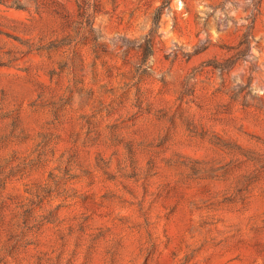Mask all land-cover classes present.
I'll use <instances>...</instances> for the list:
<instances>
[{"label":"rangeland","instance_id":"374dc122","mask_svg":"<svg viewBox=\"0 0 264 264\" xmlns=\"http://www.w3.org/2000/svg\"><path fill=\"white\" fill-rule=\"evenodd\" d=\"M0 264H264V0H0Z\"/></svg>","mask_w":264,"mask_h":264}]
</instances>
